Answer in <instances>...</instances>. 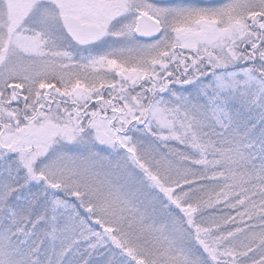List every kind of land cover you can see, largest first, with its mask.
<instances>
[{"label":"snow or ice","instance_id":"snow-or-ice-1","mask_svg":"<svg viewBox=\"0 0 264 264\" xmlns=\"http://www.w3.org/2000/svg\"><path fill=\"white\" fill-rule=\"evenodd\" d=\"M0 264H264V0H0Z\"/></svg>","mask_w":264,"mask_h":264}]
</instances>
